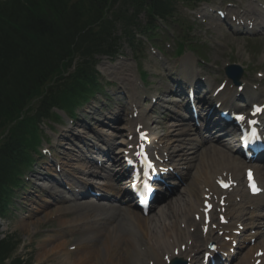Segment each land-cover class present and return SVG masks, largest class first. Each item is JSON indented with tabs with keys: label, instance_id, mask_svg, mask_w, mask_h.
<instances>
[{
	"label": "bare ground",
	"instance_id": "obj_1",
	"mask_svg": "<svg viewBox=\"0 0 264 264\" xmlns=\"http://www.w3.org/2000/svg\"><path fill=\"white\" fill-rule=\"evenodd\" d=\"M257 7L259 8L258 10L263 8L260 6ZM261 16H263V13L259 12L256 17L253 15V17L246 19L254 20ZM195 58L196 57L192 54H186L181 60L182 67L190 63L192 68L190 73H184V70L181 68V70H183L181 76L183 79H187L188 83L197 80V72L195 70L197 61H195ZM193 70H195V72H193ZM129 80L136 83L135 79ZM209 83L212 84L213 82L207 79L205 85L210 87L211 84ZM238 91L239 89L235 86H231V82L229 81L225 89L215 98V101L222 99L229 103V98L234 96L238 97ZM263 96L264 94L260 95L259 93L254 97L259 99ZM235 97L231 99H235ZM131 98L133 99V103L135 101L139 102V97L136 96V94H132ZM133 105L142 106L141 104ZM147 110L149 109L143 107L137 118L133 116L135 109L131 111V117L127 114V116H129L126 121L128 130L127 137L130 134H134L135 140L136 126L142 124L144 125L143 130H145L147 136H151V148L153 150L161 153L164 158H168L170 161L176 163L178 167L183 166L185 162L187 163L186 171L183 172V180L187 183L184 188V193L186 194L185 201H182L179 196L176 197L177 190L174 196L167 201L165 207H162L153 218L143 215L142 212L132 207L123 206L116 201H114L115 204H95L87 200H85V202H79L80 198L78 197L75 198V200H71L70 205L59 206L54 210H50L51 208L46 210L45 206L41 207L40 210L38 209L37 212L35 211L29 218L21 222L22 228L30 232L31 226L38 223L36 221V214L38 212H45V216H56L59 219V223L62 226V232L60 233L62 234L57 236L50 235L47 239L41 241L38 258H45L49 255L62 253L64 258L59 260L60 264H129L128 262L130 261L136 262L137 264H144L143 260L147 259L154 261L156 264H166L163 259V252L173 256L172 252L174 248L177 247L178 242H181L179 245V247H181L183 243H188L190 239L193 240V243L189 249L195 251L193 260L200 256L202 248L206 245L205 242L209 239L200 235L199 230H197L196 234H190L188 232V226H192L193 223H195L194 219H192L193 215L196 212H200V208L203 204L202 195L204 193L209 194L210 192L217 194L213 189V184H216V179H218L219 176L227 177L231 175L232 178L238 180L240 184L244 169L249 165L238 155L225 151L220 146L214 145L211 142L204 143L201 146L200 143L199 145L191 142L187 144L182 143L180 146L183 147V151L178 150V146H172V142L183 141V139H180L181 137L183 138V136L185 137L184 139H186V137L193 136L194 138L200 134L198 132L194 133L192 129L183 126L181 119L177 117L169 132L172 137L167 139L166 136L161 134L157 119L154 117L147 118L148 112H150ZM246 117L249 119L248 116ZM147 130H149L150 133ZM185 132H188L189 135L185 136ZM127 137L121 140V142L126 144V149L129 148V144H134V141L127 139ZM64 154L65 156L70 155V152L65 151ZM121 155L116 156L112 164L113 167L118 164L119 169L112 168L108 171L112 178L118 177L126 172L125 165H122L124 156ZM105 156L110 157V151H107ZM86 157L87 156H85V158ZM102 160V162H104L105 157H103ZM98 161V159H94V162L97 164ZM104 167L105 165L103 168ZM81 168L86 169L84 166ZM255 168L260 181L264 184V167L256 164ZM91 173L94 175H102L101 171H93ZM202 177L203 179H201ZM84 179L91 178L85 175L83 180ZM84 181L85 183L88 182L86 180ZM205 187L210 188L207 189ZM105 188L109 190L112 195L118 194L119 196L126 195L129 191L128 186L121 188L112 183H107ZM225 193L228 195L227 201L229 203L226 215L232 220L231 225L233 226H237V223H239L241 219H251L253 214L248 215V217L245 216L247 214L246 206L248 204L255 205L256 207L264 205V200L262 198L254 199L243 189ZM238 196L241 197V202L239 203L236 202ZM105 198L107 202L110 200V197ZM182 223L186 224L185 228H182ZM249 224L255 225L254 222H250ZM223 228L229 229V226H224ZM75 231L82 233V235L75 244V251L71 252L68 249L69 239L67 238V233ZM262 235L263 234H261L258 239H261ZM258 239L254 245L246 247L248 250L238 264H249L256 249L264 248V240L260 241ZM98 240L99 243L94 244ZM244 245L245 243L241 245L240 248ZM226 246L230 247L231 243L226 244Z\"/></svg>",
	"mask_w": 264,
	"mask_h": 264
},
{
	"label": "trees",
	"instance_id": "obj_2",
	"mask_svg": "<svg viewBox=\"0 0 264 264\" xmlns=\"http://www.w3.org/2000/svg\"><path fill=\"white\" fill-rule=\"evenodd\" d=\"M110 1L114 5L119 0H44L42 4L34 0L36 6L32 10L24 8L17 0L0 2L5 11L4 16L0 12L1 21L4 17V23H0V135L4 133L2 129L20 116L28 96H33L35 87L45 83L50 73L57 72L59 65L70 56L81 51L110 52L115 49V42L108 43L112 41L114 27L113 20L108 17ZM166 1L151 2L150 17L164 10ZM146 4L142 3L140 8ZM113 13L117 17V13ZM14 22H19L20 27L27 32L40 31L36 40L31 39L30 48L25 49L22 57L23 61L30 64L37 59L46 63L37 76L18 71V62L9 64L6 52L19 55V50L24 48L20 41H11L7 35L13 29ZM48 64L54 69L50 73L45 71L49 69ZM66 67L64 64L63 68ZM79 68L77 73L89 72L87 66ZM29 130L28 127L27 132ZM27 132L14 128L11 138L3 139L0 144V199L8 183L7 176L13 171L16 151L28 143ZM7 250L8 247L0 242V261L8 255Z\"/></svg>",
	"mask_w": 264,
	"mask_h": 264
},
{
	"label": "rangeland",
	"instance_id": "obj_3",
	"mask_svg": "<svg viewBox=\"0 0 264 264\" xmlns=\"http://www.w3.org/2000/svg\"><path fill=\"white\" fill-rule=\"evenodd\" d=\"M220 1L221 0H214L213 3L216 6H220ZM239 5L240 4L239 2ZM243 6V5H242ZM225 7V6H223ZM182 10V20H185V17H188V13L185 12V8L181 7ZM204 34V33H203ZM202 34V35H203ZM207 35V39L209 42V50H206V53H208L209 51V55H210V60H211V66L207 65V67H205V71L204 72H208V74H212V79L214 80L215 83H219L220 81H222L225 78V74H224V68L223 65L227 62L231 63V62H240L242 65L245 66L246 70H247V74H246V78L245 79H254V77H257L256 72L259 70H264V33L261 34H252L250 37H248L246 34H238V35H230L225 33V36L221 35V32L219 30L210 31V34H205ZM203 35V37L205 36ZM253 37V38H251ZM122 50H125V55L127 56H132L133 55V49L129 46L128 42L122 38ZM150 51V50H149ZM155 58V57H154ZM145 62H147V67L150 69H154V68H159L158 63L151 57H148ZM206 66V65H205ZM157 79V78H155ZM162 82H166V79H162ZM120 85L117 84V87H119ZM155 87H159V83H156L155 86H150V88H152V90L150 91H154ZM140 91H141V95L146 96L147 94H149V90H145L144 87L141 85ZM249 91H251V88H248ZM121 95H122V89L119 90V93L114 97L111 96V106H113L115 109L116 108H123L124 106H126L128 104V96L123 95L124 99H123V103L121 100ZM120 97V98H118ZM103 99L108 100L106 96H103ZM94 103V101H92V104ZM97 107H100L102 105V102L97 101L96 102ZM149 105V103H148ZM170 104H164L165 107L162 108H156V112L154 113L155 116H158L162 123V128L165 129L166 131H168V125L171 123V117L173 115V113L170 110H167L166 107H168ZM90 104H88L84 110L89 109ZM80 112H83V110H80ZM88 116V117H87ZM87 116H85L84 118H81L80 120V124H82V126L86 129V131L90 132L93 128H94V124H93V120L92 117L95 116V114H92L90 116V114L88 113ZM102 118V117H100ZM103 119V118H102ZM85 121V122H83ZM163 132V131H162ZM76 134L79 133V131H75ZM91 133V132H90ZM94 133H92L93 135ZM61 135L60 138H53L52 139V143L50 145L51 148H53L55 150V148L57 147L56 143H59V139H61ZM54 141V142H53ZM54 144V146H52ZM63 151V149H62ZM55 153L57 154L58 152L55 151ZM59 157V156H58ZM62 160H64L62 158ZM45 163L44 161H41L39 164V168L38 170H43L45 171L43 168H41V165ZM67 163H69L67 161ZM76 164V162H74ZM70 164V163H69ZM73 163H71L72 165ZM69 168V167H68ZM71 169V168H69ZM51 172H54L53 169H51ZM40 173V172H38ZM30 192H34V194L32 196H29V198L32 199V202H29V207L28 210L27 209H23V211H20V213L22 214H14L11 216L10 221L9 219H7V224L9 223V225L7 226V232L13 233L14 234V238L16 241L21 242V246L19 248V252L24 251V247H27L28 243H30V241L28 239H30V235L31 234H35V233H39L37 235V237L34 239L35 243L33 245H29V247H32L35 249L34 251V260L35 263L39 262L38 258V254H39V249H38V243L40 244V242L45 239L48 238V235L52 234V235H56L57 233H52L53 230H58L60 228H62L59 225V221L55 218H45L43 216V214H40L39 216H36V221L38 222L36 225L31 226V230L30 232L26 231L25 229L22 228L21 226V222L26 219L29 218L28 216L31 213V210H36V207L39 205L38 203H36V199L38 198L40 200V202L42 203V200L36 196V193L38 194V196H40L42 199L45 198L46 196V192L44 191V188H40L39 191H37V188H35L32 186L30 188ZM62 201H60V203L54 202L48 206H50L48 208V210H54L57 206H61V205H66L65 202L61 203ZM20 210V209H19ZM159 210V208H158ZM158 211H155V213H157ZM42 218H44V221H41ZM44 224L46 225H51L49 228H47ZM46 227V229H45ZM81 236V233H74L72 235H68L69 237V243H73L76 242V240ZM36 244V245H35ZM35 245V246H34ZM60 259L54 260L53 262H51V264H60L59 263ZM126 263V262H125ZM130 264V262H128Z\"/></svg>",
	"mask_w": 264,
	"mask_h": 264
},
{
	"label": "snow or ice",
	"instance_id": "obj_4",
	"mask_svg": "<svg viewBox=\"0 0 264 264\" xmlns=\"http://www.w3.org/2000/svg\"><path fill=\"white\" fill-rule=\"evenodd\" d=\"M258 111H259V109H258ZM240 119H243V117H240ZM226 186V185H225Z\"/></svg>",
	"mask_w": 264,
	"mask_h": 264
}]
</instances>
